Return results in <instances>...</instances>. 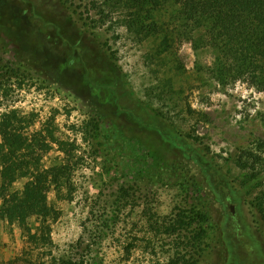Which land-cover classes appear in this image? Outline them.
<instances>
[{
  "label": "trees",
  "instance_id": "16d2710c",
  "mask_svg": "<svg viewBox=\"0 0 264 264\" xmlns=\"http://www.w3.org/2000/svg\"><path fill=\"white\" fill-rule=\"evenodd\" d=\"M0 1L4 4V10L0 8V78L18 75L21 69L16 67L20 62L22 65L23 59H8L9 40L15 39L16 33L27 37L40 32L38 36L52 37L53 47L76 45L68 32L86 33L78 21L90 10H72L73 0H57L63 6L64 24L49 20L47 34L36 27L32 11L12 5L9 0ZM89 4L100 14L99 21L117 17L116 23L125 25L134 37L154 44L151 55L161 67L176 71V76L183 73L178 48L189 42L197 57L196 69L209 70L223 86L243 81L264 93V0H90ZM86 19L83 25L87 26ZM88 34L98 50L107 53L104 47L108 44L97 43L98 37L89 31ZM205 53L213 59L210 68L201 66ZM54 56L50 57L55 59ZM174 78L162 81L158 99L182 101L181 87H176ZM115 86L107 84L126 119L120 122L113 118L112 123L98 118L86 120L82 138L88 150L83 154H78L77 148L68 150L69 145L51 130L23 132L25 118L15 111L3 114L0 220L21 228L32 264H106L103 243L117 234L124 214L141 210L142 215H151L159 189L167 188L176 192L171 212L164 216L154 213L146 221L151 232L168 240V264H225L212 194L206 190L205 181L192 174L187 165V160L192 159L206 171L211 167L201 138L183 134L173 118L138 98L131 99L130 107L122 104ZM188 111L194 113L190 107ZM55 144L64 157L46 166L44 159ZM86 159L94 164L98 191L83 223L82 235L61 249L52 238V225L59 212L49 195L55 192L59 197L72 191V176ZM261 163L262 158L250 150L235 159L238 168L248 171L240 189L250 209L257 211L264 223ZM21 180L25 181L22 189H14ZM137 240L134 236L124 247L128 256L137 248Z\"/></svg>",
  "mask_w": 264,
  "mask_h": 264
},
{
  "label": "rangeland",
  "instance_id": "374dc122",
  "mask_svg": "<svg viewBox=\"0 0 264 264\" xmlns=\"http://www.w3.org/2000/svg\"><path fill=\"white\" fill-rule=\"evenodd\" d=\"M9 1L32 11V20L44 34L50 32L46 27L49 20L64 24L63 6L57 0ZM73 1L72 10H90L81 21H78L80 13L75 15L86 33L68 32L76 45L53 47L52 37L38 36L40 32H32L27 37L18 32L15 39L8 38V59H23L24 67L20 62L16 67H21L18 75L0 78V133L3 114L15 111L25 118L23 132L51 130L69 145L68 150L77 148L78 154H83L88 150L82 138L86 120L98 118L112 123L113 118L120 122L126 119L123 108L115 103L116 98L113 99L107 87L115 84L113 89L122 104L130 107L131 99L138 98L173 118L183 134L201 138L211 167L206 171L192 159L187 160V165L192 174L205 181L206 190L212 194L226 253L225 264H264V223L257 211L250 209L247 196L240 189V182L248 171L235 164L241 153L250 150L262 158L259 167L264 172V93L243 81L223 86L209 70L196 69L197 57L189 42L178 48L183 73L176 76V71L172 73L168 67H161L151 55L154 44L134 37L125 25L116 23L117 17L113 21L109 18L99 21L100 14L90 8V0ZM2 4L0 1V8L4 10ZM85 17L89 21L87 26L83 25ZM88 31L98 37L97 43L108 44L104 47L107 53L98 50L89 39ZM53 53L55 59L50 57ZM212 62L208 53L202 55L201 66L210 68ZM173 75L176 87H181L182 101L169 97L158 99L162 81ZM189 107L194 113L188 111ZM59 150L55 144L44 159L46 166L64 157ZM93 167L89 159L81 162L72 176V191L59 197L55 192L49 195L59 212L52 225V238L61 249L82 235L83 223L89 217L90 204L98 191V177ZM24 182L18 181L13 188L22 189ZM175 196V191L160 188L151 215H142L141 210L132 215L127 211L117 234L103 243L106 264H168V240L151 232L146 220L147 216H155L154 213L169 214ZM134 236L139 239L137 248L128 256L124 247ZM32 260L21 228L0 220V264H32Z\"/></svg>",
  "mask_w": 264,
  "mask_h": 264
},
{
  "label": "water",
  "instance_id": "95a60500",
  "mask_svg": "<svg viewBox=\"0 0 264 264\" xmlns=\"http://www.w3.org/2000/svg\"><path fill=\"white\" fill-rule=\"evenodd\" d=\"M231 210H232V212H234V207L233 206L231 207Z\"/></svg>",
  "mask_w": 264,
  "mask_h": 264
}]
</instances>
